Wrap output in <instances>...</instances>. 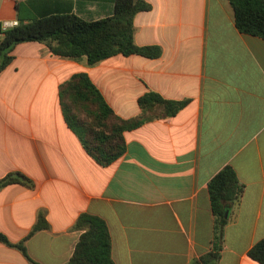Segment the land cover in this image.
<instances>
[{"label": "crops", "instance_id": "obj_1", "mask_svg": "<svg viewBox=\"0 0 264 264\" xmlns=\"http://www.w3.org/2000/svg\"><path fill=\"white\" fill-rule=\"evenodd\" d=\"M146 1L152 9L136 15L135 42L160 46L157 59L118 54L92 65L40 42L15 47L0 73V179L19 171L34 186L0 190V232L18 244L42 212L49 228L27 239V251L40 264H67L83 233L74 225L87 212L107 222L115 264H190L212 248L208 186L230 166L245 190L229 213L219 264H258L248 252L264 238V39L240 33L229 0ZM114 11L115 0H0V25ZM81 72L125 119L140 114L148 91L188 104L125 132V154L102 166L60 106V85ZM0 264L32 263L0 242Z\"/></svg>", "mask_w": 264, "mask_h": 264}, {"label": "trees", "instance_id": "obj_2", "mask_svg": "<svg viewBox=\"0 0 264 264\" xmlns=\"http://www.w3.org/2000/svg\"><path fill=\"white\" fill-rule=\"evenodd\" d=\"M229 1L240 33L264 39V0ZM151 9L152 4L146 0H115L113 15L99 20H86L76 14H41L31 22L20 21L6 30L0 25V73L12 63L15 47L24 42L44 43L55 55L86 59L92 65L118 54L157 59L163 53L160 46H140L135 42V17ZM59 100L68 127L80 138L87 153L102 166L112 164L125 154V132L154 120L171 118L188 104V100H170L148 91L138 100L140 114L125 119L114 111L90 76L83 72L60 85ZM12 184L34 186V182L19 171L0 179V190ZM208 189L214 214L213 244L210 251L190 264H219L224 230L229 222V215L225 214L240 202L245 186L236 171L227 166L211 179ZM48 228L49 223L40 212L35 226L23 241L14 244L0 232V242L19 249L30 263L40 264L30 257L25 242ZM74 228L83 233L67 264H115L111 232L102 217L82 213ZM248 256L264 264V238L249 250Z\"/></svg>", "mask_w": 264, "mask_h": 264}, {"label": "built area", "instance_id": "obj_3", "mask_svg": "<svg viewBox=\"0 0 264 264\" xmlns=\"http://www.w3.org/2000/svg\"><path fill=\"white\" fill-rule=\"evenodd\" d=\"M18 25V22H6L2 25L3 30H6L8 28L14 27Z\"/></svg>", "mask_w": 264, "mask_h": 264}, {"label": "water", "instance_id": "obj_4", "mask_svg": "<svg viewBox=\"0 0 264 264\" xmlns=\"http://www.w3.org/2000/svg\"><path fill=\"white\" fill-rule=\"evenodd\" d=\"M228 215H229V212L227 211L226 214H225V216L228 217Z\"/></svg>", "mask_w": 264, "mask_h": 264}]
</instances>
